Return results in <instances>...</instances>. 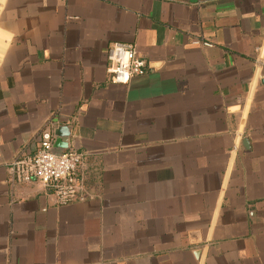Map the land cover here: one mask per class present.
Instances as JSON below:
<instances>
[{
  "label": "crops",
  "instance_id": "crops-1",
  "mask_svg": "<svg viewBox=\"0 0 264 264\" xmlns=\"http://www.w3.org/2000/svg\"><path fill=\"white\" fill-rule=\"evenodd\" d=\"M61 126L67 205L8 170ZM0 264H264V0H0Z\"/></svg>",
  "mask_w": 264,
  "mask_h": 264
},
{
  "label": "built area",
  "instance_id": "built-area-1",
  "mask_svg": "<svg viewBox=\"0 0 264 264\" xmlns=\"http://www.w3.org/2000/svg\"><path fill=\"white\" fill-rule=\"evenodd\" d=\"M106 60L112 83L128 84L132 78L146 73L147 64L138 56L133 43L112 42L107 48ZM52 143V132L42 131L34 153L20 154L9 163L10 179L19 183L38 180L52 189L57 205H67L81 197L78 170L83 156L73 149L55 155L51 152Z\"/></svg>",
  "mask_w": 264,
  "mask_h": 264
},
{
  "label": "water",
  "instance_id": "water-1",
  "mask_svg": "<svg viewBox=\"0 0 264 264\" xmlns=\"http://www.w3.org/2000/svg\"><path fill=\"white\" fill-rule=\"evenodd\" d=\"M63 133V138H60V134ZM55 137L53 138V143L51 147V152L55 155H60L64 151L68 150V139L70 136V129L68 127H59L55 132H54Z\"/></svg>",
  "mask_w": 264,
  "mask_h": 264
}]
</instances>
